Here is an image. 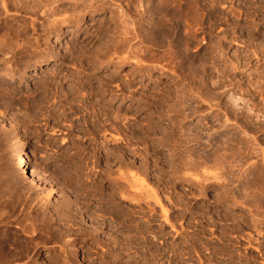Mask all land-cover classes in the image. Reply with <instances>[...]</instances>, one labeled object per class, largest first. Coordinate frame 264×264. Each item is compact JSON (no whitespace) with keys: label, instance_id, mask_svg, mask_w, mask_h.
Instances as JSON below:
<instances>
[{"label":"rangeland","instance_id":"rangeland-1","mask_svg":"<svg viewBox=\"0 0 264 264\" xmlns=\"http://www.w3.org/2000/svg\"><path fill=\"white\" fill-rule=\"evenodd\" d=\"M189 1L119 0L130 4L124 31L145 29L129 45L153 55L133 60L104 54L123 29L109 0H10L0 12V264H264V227L251 225L247 207L218 200L221 182L238 181L235 195L255 204L262 182H246L262 164L253 148L264 149V131L229 135L218 108L194 113L182 98L190 88L206 105L229 104L215 89L225 70L238 95L264 83V19L249 9L262 0ZM222 13L236 24L224 39ZM244 97L239 109L260 105ZM19 139L27 170L12 150ZM190 159L201 167H178ZM134 176V187L111 184ZM145 190L167 211L121 200Z\"/></svg>","mask_w":264,"mask_h":264},{"label":"bare ground","instance_id":"bare-ground-1","mask_svg":"<svg viewBox=\"0 0 264 264\" xmlns=\"http://www.w3.org/2000/svg\"><path fill=\"white\" fill-rule=\"evenodd\" d=\"M109 1H111L110 3L113 5V4H117V7H118V12L120 11V15H119V20L121 21V23H122V25H123V29L121 30V35L117 38V41L115 42V44H111V45H108L107 47H106V51H105V56H106V54L108 53V54H110V52L111 51H114V54H122V53H125L126 55L125 56H127L128 57V59L130 60V58L132 59V57H137V53H139L138 54V56L139 57H141V55H142V58L144 57H149V55L151 54V51H150V49H148L149 51H150V54H149V51L147 50V46L145 47L144 45H143V47L142 46H140V47H137L136 49H132L131 48V44L129 45V42L132 40V39H139L140 37H141V33H142V31L143 30H145V29H139V27L138 28H135L134 27V29H133V33H127V31L125 32L124 30H125V27H126V25H128L127 23L128 22H130V21H128V18H129V13H130V4L129 3H125V4H121L120 3V5L118 4V2H119V0H109ZM184 2H186V4L188 5L189 4V0H183ZM9 2H10V0H0V12H3L5 15H7L8 14V7H9ZM56 2V1H55ZM124 2V1H123ZM41 3V2H40ZM91 3V2H90ZM192 3V2H191ZM251 3V2H250ZM253 3V2H252ZM250 4V7H249V9H253V11H254V13H256V14H258V15H260V16H262V18L261 19H264V15H263V13H264V0H262L261 1V3L257 6V7H255L254 6V4ZM76 4V3H75ZM96 5V4H95ZM190 5V4H189ZM223 6L222 7H220L219 9H223L224 7H225V3H224V1H223V4H222ZM141 6V5H140ZM98 7V6H97ZM227 7V6H226ZM247 7V6H246ZM22 8V7H21ZM137 8V7H136ZM188 8H191L190 6L188 7ZM24 8H22V10H23ZM113 9V8H112ZM144 9H146V8H144ZM143 9V10H144ZM247 10V9H246ZM248 11V10H247ZM250 11V10H249ZM142 12V11H141ZM145 12V11H144ZM220 12H221V10H220ZM219 12V13H220ZM223 12V11H222ZM230 13V12H229ZM232 13V12H231ZM118 14V13H117ZM252 14V13H251ZM1 15V14H0ZM219 15V14H218ZM232 15V14H231ZM230 14H224L223 15V13L222 14H220L219 15V32H220V34H221V37L224 39V37H225V34H226V27H228V29H229V27H234V25H236L235 24V22L233 21V18H232V16H231ZM5 17V16H4ZM7 17V16H6ZM8 18V17H7ZM250 18H251V16H250ZM4 19V18H3ZM11 19V18H10ZM260 19V18H259ZM14 21V20H13ZM128 21V22H127ZM12 22V21H11ZM119 22V21H118ZM1 23H3L2 21H1ZM120 26V25H119ZM131 28V27H130ZM133 28V27H132ZM127 29V28H126ZM154 28H152L151 30H153ZM233 29V28H232ZM231 29V30H232ZM142 30V31H141ZM150 30V31H151ZM230 30V29H229ZM154 31V30H153ZM66 32H69V31H66ZM145 32H147V30L145 31ZM144 32V33H145ZM22 33H24V32H22ZM144 33H143V35H144ZM146 34V33H145ZM128 35H130V37H127ZM253 35V34H252ZM251 35V36H252ZM13 36V35H12ZM147 36V35H146ZM224 36V37H223ZM143 37H145V36H143ZM56 38L57 39H59V36L57 35L56 36ZM144 40H145V38H143ZM147 39V38H146ZM222 39V40H223ZM255 39V38H254ZM116 40V39H115ZM141 40V39H140ZM144 40H141V41H144ZM221 40V39H220ZM222 40H221V43H222ZM145 42H147V40L145 41ZM112 43V42H111ZM144 42H140L139 41V44H143ZM261 43H263V42H261ZM145 44V43H144ZM260 44V43H259ZM220 46V45H219ZM221 47L222 46H220V48H218V51H219V49H221ZM220 52H222V50H220ZM149 54V55H148ZM166 55V54H165ZM260 55V54H259ZM151 57H153V55H150ZM171 56V55H170ZM109 57V56H108ZM119 57V56H118ZM151 57H150V59H151ZM155 57V56H154ZM164 57V56H163ZM162 57V58H163ZM126 58V57H125ZM141 58V59H142ZM143 58V59H144ZM135 59V58H134ZM154 59V58H153ZM167 59V58H166ZM121 60V59H120ZM133 60V59H132ZM148 60V59H147ZM159 60V59H158ZM164 60V59H163ZM113 61V60H112ZM115 61V60H114ZM135 61V60H134ZM141 61V60H140ZM144 61V60H143ZM139 62L138 64H140V63H142V64H145L144 62ZM149 61H152V62H156L155 61V59H154V61L153 60H149ZM166 61V60H165ZM135 62H138V61H135ZM134 63V62H133ZM151 63V62H150ZM153 63V64H154ZM232 63V62H231ZM136 64V63H135ZM156 64H157V62H156ZM141 65V64H140ZM166 65V64H165ZM234 65V64H233ZM233 65H232V67H233ZM163 66V65H162ZM163 69V68H162ZM238 69V66L236 65L235 67H233L232 68V70H237ZM239 70V69H238ZM226 71V70H225ZM225 71H222L221 72V74H220V76H219V79H218V82H217V87L215 88V89H217V91H219V92H217V97H218V95H224V96H227L228 97V101H229V104L231 103V105H229V104H225V105H223V106H219V105H212V103L213 102H211V100L213 101V99L214 98H212L211 100H209V101H206V103H208L207 105L205 104V101L204 100H206V97L205 98H203V96H198V95H195V93H196V91L195 90H193V89H187L186 87V91H184L185 93H183V96H182V98L184 99V109H192L193 111L192 112H194V111H196V113L198 112V111H201L202 109L201 108H203L204 107V110L206 109V110H208L209 112L212 110V108H214V106H215V108L217 109L218 108V110L220 111V118H219V120H221V118H222V120H221V127H223V131L222 132H226L227 134H229V135H232V136H236V134H237V132L238 131H241L245 136H250V133H258V132H260V131H264V83H262V85L261 86H259V87H254V88H252V89H250L249 88V91L248 92H246L245 91V93H243V94H239L238 95V93L236 94L234 91H233V89L235 88V87H238L239 85H237V82H236V80H235V77H233L232 75H236V73L235 74H230L232 77L230 78V76H229V78L230 79H228V76H227V72H225ZM229 75V74H228ZM13 76V75H12ZM12 76H11V74H9V73H7L6 75H5V78L6 79H12ZM235 80V81H234ZM183 84V83H182ZM188 85V84H187ZM190 85V84H189ZM202 87H204V86H202ZM247 87V86H246ZM211 88V87H210ZM202 89V88H201ZM198 90H200V89H198ZM203 90H205L206 91V89H203ZM242 90V89H241ZM248 90V89H247ZM195 93H194V92ZM200 91H202V90H200ZM213 91V90H212ZM181 92H182V90H181ZM104 93V92H103ZM210 93H212L211 91H210ZM196 94H198V93H196ZM200 94V93H199ZM209 93L206 91V96L207 97H209V95H208ZM215 94V93H214ZM180 95V94H179ZM211 95V94H210ZM255 96V95H258L259 96V98H260V105H257V104H255V103H253V101H252V104H251V106L249 107V105H248V101H250V100H246L245 101V105L242 107V108H240L239 109V107H237V103H238V101L240 100H243V99H245V97L244 96ZM205 96V95H204ZM202 101L204 102V105H206V106H203L202 105ZM190 109V110H191ZM189 110V111H190ZM98 111V110H97ZM184 111V110H183ZM187 111V110H186ZM203 112V111H202ZM209 112H208V114H209ZM251 112H254V117L255 118H258V117H260L257 121H253L254 120V118L252 117V116H250L249 115V113H251ZM183 113V112H182ZM195 113V112H194ZM184 114H185V111H184ZM183 115V114H182ZM187 115V114H186ZM252 117V118H251ZM216 119H217V117H215ZM241 118H245V121H242V123H238V119L240 120ZM98 119V118H97ZM118 116H117V114H116V116H114V117H112V120H113V122H116V121H118ZM213 121V120H212ZM102 122V121H101ZM105 122L103 121V123L102 124H104ZM117 130H118V128H116ZM249 129H251V130H249ZM119 131V130H118ZM105 132V131H104ZM219 133H221V132H219ZM217 135V134H216ZM152 136V135H151ZM155 138V137H154ZM189 138V137H188ZM147 139V138H146ZM186 139V138H185ZM190 139V138H189ZM118 140V139H117ZM119 140H120V138H119ZM187 140V139H186ZM240 140H245L244 138H240ZM108 141V140H107ZM241 143V141L239 142V144ZM144 144V143H143ZM26 145V143H24V141L23 140H21V139H19V140H17V141H15L14 143H13V146H12V150L14 151V153L15 154H17L18 155V161H17V163H18V166H20V167H22V168H26L25 170H27L28 168H27V164H28V162H27V159H24L22 156H23V154H24V146ZM186 145V144H185ZM189 145V144H188ZM255 146H256V148H253V150H255V149H257V151L259 152V155L261 156V161H262V164L260 165V167L257 169V171H256V173L254 174V176H253V179H250V180H248L246 183L247 184H249V183H251V182H253V181H255V182H257V181H260V182H262V186H261V184H260V186H261V188H260V193H259V191H258V193L259 194H255L256 196V202H255V204H252V202H251V204L249 205V202H248V195H246V194H240V195H235V193H236V191H237V189H238V187H239V183H238V181H236L235 183H226V182H221L220 184H219V188H221V190H222V193H221V195H220V197L218 198V200H225V199H230V200H232L233 201V203L234 204H239V205H241V206H243V207H247L248 208V212L252 215V217H253V219L251 220L252 221V223H251V225L253 224V226L254 225H256V227L258 226H262V227H264V180L262 179V178H264V157H263V151H264V149H263V147H262V143H260L259 141L258 142H256L255 144H254ZM161 148H163V147H159V149H161ZM196 152H198V151H196ZM128 154H130V153H128ZM133 155V152L130 154V156H132ZM187 156V155H186ZM186 158H188V157H186ZM189 158H191L190 156H189ZM199 159V158H198ZM183 161H184V159H183ZM199 160H189V161H185L184 163H180V166H178V167H181V169L183 170V169H185L186 167H188V165L190 166H193L194 168H200L201 166H199V163L201 162V160H200V162H198ZM249 162V161H248ZM123 163V162H122ZM128 165V164H127ZM201 165V164H200ZM123 166V165H122ZM190 166V167H191ZM196 166V167H195ZM192 167V168H193ZM255 167V162L253 161L252 163H250L249 164V166L246 168V169H244L243 170V172H242V174L244 175V176H248V173L250 172V171H252L253 170V168ZM179 169V168H178ZM178 169L176 170V171H178ZM198 170V169H197ZM145 171V170H144ZM174 173V172H173ZM118 174V173H117ZM132 174V173H131ZM124 175V173L122 174V176ZM185 175V174H184ZM32 176V175H31ZM120 176V175H119ZM121 176V177H122ZM125 176H128V175H125ZM186 176V175H185ZM184 176V177H185ZM132 177V176H131ZM115 178V177H114ZM129 178V177H128ZM98 179V178H97ZM127 178H125V177H123V178H116V179H113L112 181V185H114L116 188L115 189H117L116 191H118L119 189H121V190H124V188H123V186H122V184H120V182H126L125 184L127 185H129L130 186V184L133 186H135V184H139V182H137V183H135L134 184V182H133V184H132V181H135L136 179H135V176H134V178H131V179H129L130 181H128V179L126 180ZM133 179V180H132ZM132 180V181H131ZM218 180H220V178L218 177ZM263 180V181H262ZM102 181V180H101ZM101 181H99V182H101ZM137 181V180H136ZM139 181V180H138ZM131 182V183H130ZM142 182H143V180H142ZM142 182H140V183H142ZM260 182H258V184L260 183ZM97 183H98V181H97ZM133 186V187H134ZM138 187V186H137ZM140 189H143L144 190V187H145V185H140ZM123 188V189H122ZM155 189V188H154ZM153 189V190H154ZM129 190V189H128ZM115 191V190H114ZM120 191V190H119ZM132 191V190H131ZM136 191H138L137 192V194H136V192H134V194L135 195H141V191H139V190H137L136 189ZM146 192H148L147 190H145ZM111 192V191H110ZM140 192V194H138ZM242 192V191H241ZM114 193V192H113ZM119 193V192H118ZM133 193V192H132ZM149 193V192H148ZM156 193V191H152L151 193H149V194H147V196L146 195H144V196H141L142 198H138L137 196H134V194L133 195H130V196H123L122 197V199L121 200H126V201H128L129 200V203H131V204H135V205H137V204H139L140 206L141 205H143V204H140L143 200H145L143 203H146V208L148 209V211L149 212H151V214H155V212H154V210L152 209V207L150 208L149 206L150 205H148V203H149V201H152V202H154V204H156V205H158L159 207H160V209H162V212H165V211H167V209L165 210L163 207L164 206H162V202H161V199H159V197L155 194ZM121 194V193H120ZM123 194V193H122ZM131 194V193H130ZM143 194V193H142ZM134 196V197H133ZM136 197V198H135ZM98 198V197H97ZM96 198V199H97ZM110 198V197H109ZM144 198V199H143ZM250 198V197H249ZM99 200V199H98ZM106 200V199H105ZM174 200V199H173ZM169 201V200H168ZM177 201V200H176ZM255 201V200H254ZM254 201H253V203H254ZM170 204V203H169ZM175 204V203H174ZM145 209V208H144ZM146 209V210H147ZM143 210V209H142ZM141 210V211H142ZM145 211V210H144ZM159 211V210H158ZM247 212V213H248ZM248 213V214H249ZM145 215V214H144ZM150 215V214H149ZM161 215V214H160ZM166 216V215H165ZM165 216H164V218H165ZM167 219V218H166ZM148 220V219H147ZM167 222V221H166ZM168 223L170 224V222H167V225H168ZM237 223V222H236ZM245 223V222H244ZM246 224V223H245ZM247 225V224H246ZM255 227V228H256ZM241 229V228H240ZM171 230L174 232V233H176L177 234V232L178 231H180V230H178V231H176L175 230V227L171 224ZM256 230V229H255ZM238 231V230H237ZM221 232H223V231H221ZM240 232V231H239ZM163 233V232H162ZM179 234H180V232H178ZM225 233V232H224ZM227 233V232H226ZM236 233V232H235ZM237 234V233H236ZM168 235V234H167ZM178 235V234H177ZM237 235H239V233L237 234ZM164 236V235H163ZM166 236V235H165ZM164 236V237H165ZM223 236V235H222ZM240 236V235H239ZM185 237V236H184ZM186 238V237H185ZM187 239V238H186ZM189 240V239H188ZM190 241V240H189ZM166 242V241H165ZM169 242V241H168ZM184 242V241H183ZM181 244V243H180ZM221 244V243H220ZM239 244V243H238ZM171 245V244H170ZM184 245V244H183ZM223 245V244H222ZM181 246V245H180ZM220 247V246H219ZM207 249V248H206ZM227 249H228V247H227ZM224 250V249H223ZM231 251V250H230ZM256 251L258 252V254L260 255V256H264V248L261 246V247H257L256 248ZM216 252V251H215ZM208 253V252H207ZM210 254V253H209ZM230 254V253H229ZM228 253H226V252H220V251H217V259L219 258L220 259V257H222V256H227V255H229ZM183 256V255H182ZM202 257V256H201ZM201 259L202 258H200V261H198V262H202L201 261ZM170 261V260H169ZM255 261V259L254 260H252V262H254ZM173 263V262H172ZM255 263V262H254ZM262 264V263H261Z\"/></svg>","mask_w":264,"mask_h":264}]
</instances>
